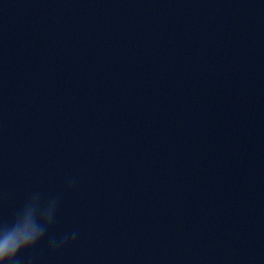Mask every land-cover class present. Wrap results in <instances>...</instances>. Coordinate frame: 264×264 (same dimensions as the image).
<instances>
[{
	"label": "clouds",
	"instance_id": "obj_1",
	"mask_svg": "<svg viewBox=\"0 0 264 264\" xmlns=\"http://www.w3.org/2000/svg\"><path fill=\"white\" fill-rule=\"evenodd\" d=\"M55 208V201L41 207L39 198L35 197L24 205L10 224L0 225V264H16L20 252L31 249L44 237Z\"/></svg>",
	"mask_w": 264,
	"mask_h": 264
}]
</instances>
